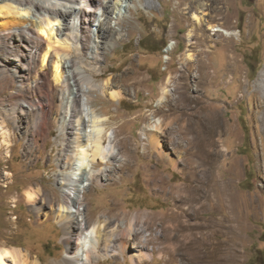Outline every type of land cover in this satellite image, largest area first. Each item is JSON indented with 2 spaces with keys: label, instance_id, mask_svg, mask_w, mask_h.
Masks as SVG:
<instances>
[{
  "label": "rangeland",
  "instance_id": "obj_1",
  "mask_svg": "<svg viewBox=\"0 0 264 264\" xmlns=\"http://www.w3.org/2000/svg\"><path fill=\"white\" fill-rule=\"evenodd\" d=\"M114 1L121 4L120 0ZM123 1L122 5L128 4V9H125L121 28L116 22L123 7L116 6L107 15L105 25L121 30L114 34L116 40L113 39L108 49L100 50L98 74L105 70L107 74L95 78L99 85L109 80L110 87L119 91L120 97L111 99L108 88L102 93L94 90L91 106L82 99V110L87 126L95 112L106 121L101 126L110 133L117 131L119 139L127 140L125 146L131 150L130 166L115 173L113 180L100 181L91 189L87 182L80 183V210L87 215L88 225L99 223L108 212L118 215L115 224L120 226L124 217L129 220L138 217L136 229L142 232L139 240L145 241L150 234L157 240L143 250L152 255L148 260L138 261L140 249L137 240H133L125 256H101L92 264H134L130 257L136 260L135 264H195L191 258L196 255L201 237L208 250L210 243H218V257L229 254L223 250L229 245L234 256L232 264H264V109L259 106L260 100H264V91L254 94L255 87L264 78V0ZM195 13L202 15L200 24L192 18ZM209 26L220 28L228 35L213 32ZM92 39L91 47L95 48L97 39ZM188 53H193V61H190L193 66L186 71ZM2 54H8L7 50ZM183 74L185 79L181 80ZM166 83L169 92L164 97L162 89ZM16 86L0 88V109H3L0 122L6 123L4 130L8 132V147L0 137V249H18L28 254L31 262L49 264L66 257L63 230L54 218L42 224L37 222L26 191L32 185L42 187L46 195L61 193L54 163L60 149L55 145L57 129L50 130L44 147L41 136L25 133L30 119L19 113V107L24 109L23 101L39 99L40 93L32 94L23 89L17 98L8 99L9 92L16 90ZM183 95L194 99L204 115L216 112L223 123L218 147L221 156L217 165L204 172L202 180L206 190L216 180L229 181L235 210L230 223L228 204L211 196L202 198L203 208L196 213L189 211V216L181 219L188 227L177 236L186 248L176 252L167 248L159 226L173 203L154 192L148 180L156 174L157 180L163 179L165 189H170L173 185L190 183L193 176L191 170L186 172L181 164L176 168L167 161L157 164L153 149L145 153L141 131L150 118L160 117L155 113L160 105L167 111L172 102ZM11 106L18 108L16 114L23 119L21 129L11 121ZM160 139L167 142V134ZM163 149L171 162H176L184 152H176L170 145ZM122 163L124 157L118 155L113 162L83 168L95 174ZM87 191L83 197V192ZM144 218L152 220L151 228L146 229ZM217 219H222L223 224L216 226ZM228 225L233 229L227 230ZM10 259L4 258L5 264H18Z\"/></svg>",
  "mask_w": 264,
  "mask_h": 264
},
{
  "label": "bare ground",
  "instance_id": "obj_2",
  "mask_svg": "<svg viewBox=\"0 0 264 264\" xmlns=\"http://www.w3.org/2000/svg\"><path fill=\"white\" fill-rule=\"evenodd\" d=\"M120 1L121 4L117 5L114 0H0V88H9L17 84L16 90L9 92L8 99L17 98V94L23 89L32 94L40 93L39 99L23 101L22 105L25 108L19 107V113L27 115L30 119L25 126V133L41 136L43 147L48 141L50 130L57 129L59 143L56 142L55 145L60 146V149H57L59 151L54 157V163L59 173L58 184L62 189L61 193L46 195L42 187L35 188L32 185L28 186L26 191L27 201L36 213L37 222L42 224L54 218L63 230L66 257L49 264H92L101 256L112 258L119 254L125 256L129 243L133 240H137L140 249L138 261L148 260L152 255L143 250L157 240L154 236L151 237V234L149 238L145 237L144 242L139 240L142 232L136 229L138 217L130 220L124 217L123 226H120L115 224L118 215L112 216L108 212L99 223L88 225L87 215L80 210V183L87 182L88 189H91L98 186L100 181L113 180L115 173L123 172L130 166L131 150L125 146L127 140L119 139L117 131L110 133L101 126L105 125L106 121L95 112L90 116V126H87L82 110V99H85L88 107L91 106L93 102L91 94L94 90L102 93L108 88L110 91L107 92L111 99L120 97V92L110 87L109 80L104 85L95 82L97 76L106 73L105 70L98 74L100 50L108 49L113 39L116 40L114 34L120 33L119 28L125 20V9L128 4L123 6L124 1ZM116 6L123 7L124 11L121 10L117 18L116 25L119 28L113 29L111 25L106 26L105 21L108 19L109 11L116 9ZM192 18L197 24L202 21V15L198 13L193 14ZM209 30L228 35L224 30L213 26H209ZM190 36L189 33L188 37ZM93 37L97 39L95 48L91 47ZM6 50L8 54H2ZM186 57L189 62L185 70L188 71L193 66L190 62L193 61V53L186 54ZM184 75L181 80L185 79ZM259 91H264V78L260 79L254 94ZM162 92L166 97L169 92L167 83ZM172 103L167 111L159 104L155 113L160 117L150 118L141 135L145 140V153L153 149L157 164L167 161L174 168L181 164L185 171L191 170L193 176L190 183L173 185L170 189H165L163 179L157 180L156 174H152L148 180L149 186H154V192L164 195L173 203V208L166 218L161 219L159 226L162 228L167 248L179 252L186 248V244L179 240L177 234L188 227L181 219L189 216V211L196 213L201 210L204 206L202 198L207 199L211 196L228 204L231 210L230 223L234 219L232 213L235 207L229 181L216 180L211 184V188L206 190L204 189L206 184L202 180L204 172L217 165L222 153L219 151L220 148L218 149L223 133V123L219 116L214 111L204 115L201 107L188 95H183ZM259 106L264 109V100H260ZM9 109L11 121L21 129L23 119L16 114L18 108L11 106ZM2 111L3 109H0V112ZM4 124L0 122V137L8 147V132L7 129L4 130L6 127ZM164 133L168 136L167 142L160 139ZM72 135L74 139L71 138ZM169 145L176 152L184 151L176 162L167 159L168 153L164 152L163 148ZM9 152L11 154V151ZM52 153L53 149L48 154L50 158ZM118 155L124 157V163L112 170H101L91 174L87 171L89 169L83 168L113 162ZM87 194L88 191L83 192V197ZM196 204L199 205L197 208ZM143 223L146 229L153 225L152 220ZM222 224V219L216 220V226ZM226 229L232 230L233 227L228 225ZM181 237L185 238L184 235ZM188 241L185 242L189 243ZM211 244L208 250L203 238H199L196 255L191 258L195 264H232L234 256L229 245L223 249L229 254L218 257V243ZM6 257L18 264H40L31 262L29 255L18 249H0V264H5ZM129 260L135 264L134 258L130 257Z\"/></svg>",
  "mask_w": 264,
  "mask_h": 264
}]
</instances>
